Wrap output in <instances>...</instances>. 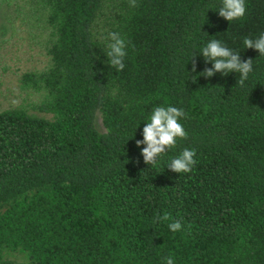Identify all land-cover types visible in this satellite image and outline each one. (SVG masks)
<instances>
[{
    "label": "trees",
    "instance_id": "trees-1",
    "mask_svg": "<svg viewBox=\"0 0 264 264\" xmlns=\"http://www.w3.org/2000/svg\"><path fill=\"white\" fill-rule=\"evenodd\" d=\"M35 1L51 63L22 84L50 117L0 113V264H264V56L243 43L264 33V0L230 22L221 0ZM213 39L252 59L243 86L202 75ZM157 106L183 109L188 136L147 165L136 141ZM185 148L196 164L178 174L167 165Z\"/></svg>",
    "mask_w": 264,
    "mask_h": 264
},
{
    "label": "clouds",
    "instance_id": "clouds-1",
    "mask_svg": "<svg viewBox=\"0 0 264 264\" xmlns=\"http://www.w3.org/2000/svg\"><path fill=\"white\" fill-rule=\"evenodd\" d=\"M129 6L135 8L137 0H129ZM245 12V0H221V7L218 10L219 16L228 22L243 18ZM108 39L110 40L106 52L108 64L118 71H122L125 67L123 61L127 55L125 50L126 41L118 32L109 33ZM243 43L246 48L258 50L259 55L264 56V33L260 34L257 39L245 37ZM201 55L206 62L212 63L211 68H205L202 72L205 77H212L216 72L223 75L235 72L240 74L237 83L243 86L249 73L253 70L252 59L242 62L238 53L224 46L219 40L209 41L202 48ZM193 71H195V66H193ZM186 117L185 111L175 106H157L152 110L148 122L145 123L142 130L143 139L136 141L137 147L145 145L141 151L145 164L155 165L158 157L176 146L178 138L187 139L188 134L179 122L181 118ZM195 156V149L185 148L177 157L170 159L167 168L178 174L189 173L196 164ZM171 219L170 214L167 212L156 216V220L160 222L170 221ZM168 228L172 232H178L181 230L182 224L180 221H172L168 224ZM165 264H174L173 257H166Z\"/></svg>",
    "mask_w": 264,
    "mask_h": 264
},
{
    "label": "rangeland",
    "instance_id": "rangeland-1",
    "mask_svg": "<svg viewBox=\"0 0 264 264\" xmlns=\"http://www.w3.org/2000/svg\"><path fill=\"white\" fill-rule=\"evenodd\" d=\"M47 25L46 12L35 0H0V113L27 108L37 117H50L32 108L43 94L22 84L24 74L44 71L51 63ZM96 124L105 131L100 114Z\"/></svg>",
    "mask_w": 264,
    "mask_h": 264
}]
</instances>
